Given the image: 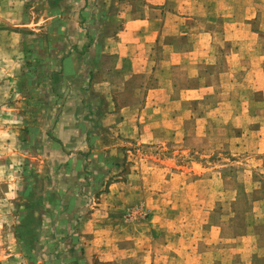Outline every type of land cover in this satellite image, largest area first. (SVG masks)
I'll return each instance as SVG.
<instances>
[{
  "label": "crops",
  "instance_id": "1",
  "mask_svg": "<svg viewBox=\"0 0 264 264\" xmlns=\"http://www.w3.org/2000/svg\"><path fill=\"white\" fill-rule=\"evenodd\" d=\"M260 1L0 0V103L11 101L0 112L22 118L24 129L0 130V141L15 156L16 167L32 168L27 182L39 183V201L45 215L53 217L49 226H39L38 247L57 246V233L64 231L68 236L59 261L65 258V264L214 262L216 256L204 258L209 256L208 249L198 250L204 238L184 237V226L122 223L121 219L123 209L137 205L149 209L155 219L161 207L169 205L173 191L190 182L192 186L212 183L216 175L222 177L220 172L201 175L212 169H203L200 161L193 160L191 170L197 177L185 181L183 168L172 159L149 162L128 147L155 144L170 135L184 152L185 137L209 135L213 119L218 120L215 115L222 116L220 105L233 102L241 110L230 112L223 122H247L235 126L239 133L228 135L230 154L252 151L253 169L264 174V50L259 31L250 28ZM27 7L43 11L38 18L31 17ZM27 66L39 73L31 76L33 81L27 79L31 95L22 94L28 90L26 75H17ZM206 69L219 72L217 76L210 73L207 82ZM254 71L252 85L259 86V101L216 98L205 114L188 108L195 101L213 100L224 80L231 86H251L245 81ZM235 73L245 76L238 78ZM13 87L21 92L22 102L14 100L13 92L9 95ZM29 119L45 127L28 126ZM187 121L193 122L191 128L185 126ZM85 179L99 189L93 191L90 186L82 195L92 204L78 212L80 222L71 232L69 221H58L57 216L77 213L72 200L81 194ZM207 193L195 191L192 199H212L210 214L219 193ZM259 198L255 217L264 215V193ZM258 224L218 240L242 256L248 248L264 246L255 233ZM223 227L211 224L204 230L221 235ZM202 228L190 226L189 230L195 234ZM212 243L216 242H206ZM39 251L29 254L33 263L43 262ZM23 259L22 253L12 250L3 263Z\"/></svg>",
  "mask_w": 264,
  "mask_h": 264
},
{
  "label": "rangeland",
  "instance_id": "2",
  "mask_svg": "<svg viewBox=\"0 0 264 264\" xmlns=\"http://www.w3.org/2000/svg\"><path fill=\"white\" fill-rule=\"evenodd\" d=\"M257 8L259 9L258 15L254 20L250 21V28L252 30L259 31V41L262 42L261 48L262 50H264V0L259 2V6ZM27 10L30 12L31 17L36 18L39 17L38 12H40L41 10L43 11V9L35 7H27ZM42 11L40 12V15ZM218 26H216V28L219 31V29L221 28ZM251 57L253 58L254 54L250 56L249 61ZM30 66L33 67V65ZM35 70L36 68L34 67L33 71H30L29 66H27V69L21 70L17 73V75L19 76H21L22 74L26 75L25 84L27 83L28 90L26 87V90L22 91L23 95H31L32 93H34L29 89L32 87L30 85V80H32L31 76L37 73V71L34 72ZM209 71L211 70L206 69L204 71V73H208L204 74L207 77V82H209L208 75L210 73H214V76H217V73L219 72L217 70L214 72ZM176 72L177 71L173 70V73ZM250 73L251 76H248L245 82L250 83L251 86H231L228 84L227 80H224L222 82L224 85L221 86L218 84L220 92L219 94H214L215 96L213 100H205L200 104H197L198 102L195 101L191 106L189 105L188 108H190L191 111H193L195 114H205L209 109H211V107H213V105H215L216 98H230L231 100H236L237 103H239V100L243 101L245 99H253V101L255 102L259 101L262 98L261 92L256 91L259 86L252 85L253 81L255 80L256 72L254 71ZM38 74L39 73H37L36 75ZM235 74L238 78H240V75H244L238 73ZM15 77L16 76L13 77L14 80H16ZM37 77L38 76H36L35 79ZM28 78L30 80H27ZM249 79L252 80L249 81ZM13 88L10 89L9 95H11V92H13L15 96L14 100L18 99V102H22L24 99H22L21 92H17V89ZM2 90L3 87L0 88V96L2 95ZM26 102L27 101H25V103ZM10 103L11 101L0 103V110H5V108ZM257 109L258 111H261L263 109V106L258 103ZM219 110L222 111V116L215 115L218 120L213 119V125L211 126L213 132H208L209 135L203 138L196 137L193 133L187 135V138L185 137V140L182 143V149L184 150V152L180 151L181 148L178 147V144H176L173 140V136L170 135H167L165 138H163L162 142L141 145L132 144L128 148L132 153L136 154L138 158L140 157L141 159L149 162H156L154 161V159H172L178 165V167L183 168V171L185 172V181L190 182L193 177H197V173L193 176V170H191V162L193 160L198 162L200 161L202 163L201 168L203 169H207L209 167L212 169L211 171H205L204 173H202L201 171V175L206 176L207 174L212 173V171L213 173H215V171H219L222 177L216 175L212 183L203 181L197 184L194 183L193 186L192 182H190L189 184H187L188 187H185L179 191H173L170 194V198L167 200L169 201V205L166 207V209H164V207L162 206L161 212L158 213L159 215H157L155 219H152V216L149 213V209L142 210L141 205H137V207L133 209H123L121 222L144 224L147 223L155 224L157 226H159V224H164L167 226H184V237L190 234L192 236L194 235L195 240H197V238H204L200 240L198 248L200 252H203L202 249L209 250V256L204 258L207 259L216 256V259L212 263L206 261L198 264H228L227 260L230 258L233 260L230 264H264V246L257 245V248L255 249L248 248V251L242 253V256H239V254H233L231 250H228L227 243H222L218 240V238L225 239L226 237H233L239 234L243 230L244 226H256L254 225L255 222L260 223L257 225L258 227L255 228L257 231L255 233L258 234V237L261 241L264 240V215L255 217V210L259 207H257L255 201L258 199H262L259 197L264 193V174H261L253 169L252 164L254 163L253 159L255 157V154L252 151L248 150V152L246 153H240L236 156H232L230 153L233 151L229 150V142L226 141L229 137V134L235 135L239 133V127L235 126L238 125L243 127L245 126L247 120L243 121L241 119H238L235 122H230L228 124H225L223 122V120H225L224 116L229 115L230 112H232L233 114L235 110H241L239 108V104L235 105L233 102L225 103V105H220ZM22 120L23 119L19 118V116L18 118L10 116L9 114L5 116L0 112V130L5 131V129L8 128V132L12 129H20L21 131H23L24 129L22 128ZM26 123L29 124L28 126L31 125L37 128L45 127L44 125L39 126V121L37 119H29ZM192 125L193 122L191 121H187L185 123V126H187V128H191ZM235 153H237V151ZM214 164L225 165L222 167L213 168ZM24 167L25 166L16 167L15 156L11 151L5 149V146L3 147V144L0 141V264H4L3 262L5 261L6 255H9L12 250H14L15 252L19 251L25 257V259L18 261L15 264H65V258L63 259V261H59L61 258V253L63 254L64 251V239H66L68 236L67 233H63L64 231L57 233V235H60L58 237L59 244L57 246L48 248V250H43L40 246H37V243L39 241V226H49V221L53 219V217L51 218L50 214L48 216L47 214L45 215V206L40 201L35 202L32 205V213H30V215H27L26 206L32 204L28 202L29 199L27 198L26 194L27 187L29 185L33 187L35 186L36 190L39 191V189H37L39 187V183L34 184L33 181L27 182V176L23 174ZM31 169L32 168L29 166V178L31 177L30 175L33 174ZM251 171L253 172V174L250 181L249 175L250 173H252ZM22 180L24 181L22 182ZM256 180L259 182L257 185H255ZM90 186L93 191L95 189H99V185H91L88 179H85V181L81 184V194L78 195L77 198L72 200V208L75 212L77 211V213H73L72 215L63 214L57 216L58 221H69L70 226L72 227L71 232H75L74 229L80 222L81 214H79L78 212H84L85 208L92 204V199H90V201H87V198L82 197L83 194L86 195V190ZM234 189H236L237 193L234 191ZM195 191L202 195H207V192L219 193L218 199L215 200L214 207L211 210L210 214H207V210L212 204L213 200L210 198L204 199L202 197L201 199L197 200L194 198L192 199V194ZM223 192H226V194L224 195ZM186 193L188 196L186 195ZM232 196L235 198L234 200L231 199ZM64 201L66 202V204L68 203L67 200ZM199 201H203V203H198ZM171 207L174 208L171 209ZM260 208H262V205L260 206ZM117 218H119V216ZM52 223L54 224V222ZM211 224L212 226H224L221 235H217L213 231L206 232V230H204L207 229L208 226H211ZM30 225L34 226L32 231L34 233V238H31L32 234H29L26 231L28 226ZM190 226H203V228L199 232L191 234V231L189 230ZM185 227H187L188 229ZM18 239L20 241H17ZM210 239H213L216 243L207 245L206 242ZM157 241L159 242V240ZM17 242L19 245H17ZM37 251H39L40 257L43 259V262L33 263V260L32 258L30 259L29 254H31L32 256V254ZM186 251H189V249ZM171 254L174 253L170 252L169 255ZM171 260L172 257H169V261ZM173 261L174 262H169L168 264H177L175 260Z\"/></svg>",
  "mask_w": 264,
  "mask_h": 264
},
{
  "label": "trees",
  "instance_id": "3",
  "mask_svg": "<svg viewBox=\"0 0 264 264\" xmlns=\"http://www.w3.org/2000/svg\"><path fill=\"white\" fill-rule=\"evenodd\" d=\"M28 166L26 165L25 167H24V169H23V174H25L27 177L26 178H28L29 176H28V173H29V171H28ZM26 194H27V198L29 199V203H32L31 205L29 204V206L27 205L26 206V213H27V215H30V213H32L31 211V209H32V205L35 203V202H38L39 201V196L37 195L38 194V191L36 190V187L34 186H28L27 187V192H26ZM33 227L34 226H28V228H27V232L29 233V234H32L31 235V238L33 237L34 238V233L32 232L33 231Z\"/></svg>",
  "mask_w": 264,
  "mask_h": 264
}]
</instances>
